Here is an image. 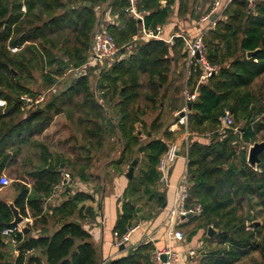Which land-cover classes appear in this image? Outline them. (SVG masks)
<instances>
[{
	"label": "trees",
	"instance_id": "1",
	"mask_svg": "<svg viewBox=\"0 0 264 264\" xmlns=\"http://www.w3.org/2000/svg\"><path fill=\"white\" fill-rule=\"evenodd\" d=\"M176 1H179V13L185 14L189 9L188 0H138L137 11L142 17H137L126 10L131 5L130 0H0V100H4L0 105V176L16 162L23 144L42 134L65 105H77L80 109L87 106L84 114L90 123L87 135L100 145L105 136L107 139L117 133L122 145L119 157L109 161L107 166L121 170L122 164L131 165L143 154L137 174L129 180L125 190L114 231L124 234L144 218L142 212H148L149 216L160 210L166 195L159 190L157 164L169 142L153 135L156 120L152 127L145 129L146 134L148 131L152 134L143 141L141 129L136 127L142 122V111L138 106H131L141 96L142 73L148 77L150 88L146 99L154 107L164 101L171 85L172 68L185 43L179 36L174 37L173 43L163 38L135 39L134 36L144 28L151 30L159 24H167ZM96 2L109 4L112 22L105 29L114 37L118 54L122 56L100 73L97 88L104 102L101 103L91 86L89 72L93 69H86L59 95L26 112L21 95H38L21 82L23 73L32 67L33 58L28 55L40 56L41 61L45 60L44 65L51 67V72L44 73L50 86L70 64L81 67L93 45ZM69 35L73 37V49L67 48L66 52L71 55L72 63L60 61L52 52L57 46L56 40L67 43ZM205 42L208 59L221 68L201 83H198L201 68L190 77L191 91L197 84L198 94L188 103V106L191 104L189 129L194 132L210 128L213 133L208 143L195 139L188 147V204L197 202L203 207L200 215L189 217L188 225L198 216L203 221L187 237L192 239L200 229L211 225L217 230L208 237L209 247L199 264H235L255 251L260 253L264 264V223L256 224L258 220H255L260 213L264 214V151L259 155L261 166H252L248 162V146L242 144H253L258 133L264 130V90L255 92L253 89L264 76V0H258L255 12L250 11L245 2L234 0L227 7L225 17L207 32ZM13 47L19 51L13 52ZM255 50L249 58L248 51ZM12 68L19 72L17 76ZM226 111L237 121L244 120V124L221 131ZM167 133L171 131L166 130ZM39 144L47 150L41 142ZM138 145L137 155L132 160L130 153ZM142 145L144 148L140 151ZM42 156L47 161L30 173L34 177L32 186L19 183L14 201L23 215H27L29 207L36 221H46L49 213L44 212V200L62 178L58 163L50 168V154ZM78 165L80 163L76 162L73 178L90 181L94 173L85 170L87 164L80 169ZM90 199L94 200L93 193L77 191L54 207L49 216L64 221L52 234L34 236L20 232L16 263L25 264L29 251L42 248L48 264H152L150 243H142L121 256L102 259L90 231L80 221L70 219L96 217L95 209L84 204ZM14 225L11 208L0 200V240L2 231ZM213 244L216 245L211 246ZM41 263L38 256L30 258V264Z\"/></svg>",
	"mask_w": 264,
	"mask_h": 264
},
{
	"label": "crops",
	"instance_id": "2",
	"mask_svg": "<svg viewBox=\"0 0 264 264\" xmlns=\"http://www.w3.org/2000/svg\"><path fill=\"white\" fill-rule=\"evenodd\" d=\"M208 1L209 3L204 9L201 16L195 15V9L193 7L194 2H192V5L189 3V9L187 10L185 14L179 13V1H176L175 5L173 6L174 13L171 15L168 23L165 25H161L163 26V37L162 38L166 40L170 36L177 34V33H185V34L194 35L198 31V29L203 25V22L201 19L209 10V5H210L211 0H208ZM111 17H114V16H111ZM113 19H115V17ZM142 34H143V29L139 32V34L134 36V38L135 39L139 37L142 38ZM173 42H174V39L171 43ZM184 62L186 63L185 44L182 47L181 54L177 58L176 63H174V67H176V69L180 68L181 66L185 64ZM186 70H188L186 74L187 75L186 86H187L190 83V76L188 73L194 72L196 71V69H188L187 64H186ZM189 70H192V71H189ZM172 71L174 72L173 69ZM91 77L93 76L90 75L91 86L96 96L100 99L102 103L104 102L103 99L100 98L102 92L98 90L97 85L94 84ZM170 77H171V82H172L173 78L171 75ZM99 79H100V75L96 79L97 84H98ZM147 80H148V77L146 76V74L142 73L140 75V81L142 83L140 98L143 97L146 99V95L150 91V88L147 84ZM201 82L203 81L198 80V83H201ZM195 86H196L195 90L197 91V84ZM170 90L173 93L171 96L173 98V101H168L169 102L168 107L170 109H174L173 112L174 114H176L177 112H179V110H181V108L183 107V104L186 103L185 94H183L184 96H182L181 98V94L177 93L178 92L177 85L174 87H169L168 96H166L163 102H159L157 104V108H155L149 100L146 99V101L145 100L140 101V98L136 102L133 103L134 106L133 105L131 106V107L138 106L139 109L142 111L140 112V117L142 118L141 119L142 122H138L136 124V127L138 129H141L140 130V133H142L141 138H143V136H146V140H147L148 137L152 134L151 131H148V134H146L147 131L145 130V128L148 129L152 127V125L155 123L154 121L156 120V118L150 121L149 116L152 115V113H154L155 109H158V110L163 109L165 105V100L168 99V97L170 96V93H171ZM181 102H182V105H181ZM68 107L71 113L69 114L70 119L72 118V120L75 121L76 125H78L81 128L79 131V135H76V136L74 135V144L72 148L75 150L76 153L73 152L74 155H72V157L66 158L67 160L62 159V158L55 160V156L54 154H52L49 146L46 143L41 142L44 145V147H46L45 149H47L46 151L42 149V154L44 153L50 154L51 156V158L49 159L50 168H53L54 165L58 163L59 164L58 169H61L62 175L65 172L66 166L71 168V165H72V169H74L76 162L80 163V165H78L79 169L81 168V166L83 167L84 164H87L85 170L88 172H94L95 166H97V164L102 163L101 164L103 166L102 169L104 173L108 174V177H110L111 181L109 180V182L106 184V181H108L106 180L105 184H102V187L98 190V192L93 193L94 200L90 199L84 202L86 206H92L95 209L96 214H97L96 217L91 218L88 216L87 218H77V217L70 218V219H75V220L80 221L84 225V227L90 231L92 235V241L95 244L98 252L101 254L102 259L104 260L108 258H114L117 256H121L125 254L129 249L135 248L142 243L143 244L150 243L152 245V250L150 251V255L154 249L163 248L166 246H171L172 249L179 251V252H187V250L190 248L199 249L200 239L197 237L199 236L200 234L199 231H201V229L192 239H188V237H186L185 241L171 242L168 237L169 231L171 228L176 227V228L182 229L184 227H187V225L189 224V217L188 218L182 217L180 219L178 218L174 221L173 225L171 224V221L168 218L169 212L171 208L173 207L174 201L176 199L177 190L180 184L182 183V180L185 174L188 172V157L186 156L185 150H186L187 145L189 147V142H188L189 135H186L184 141H181V139H178V141L182 143V150L184 149V151L183 152L181 151L182 153L180 154V156L178 157V159L172 166V169L170 171L169 184L165 185L159 180L160 182L159 190L161 192H165V195H166V201L164 205L161 207L160 210L153 211L152 215H149V216H147L148 212H142V216H144V218L136 222V225L138 224L139 227L131 233V239L129 243L126 244L124 248H121L120 246H117L115 243L114 227L118 220L120 205L122 203V200L124 199L125 190L129 184L130 178L127 177V172L129 170L126 172L127 169H124L122 167L123 164L120 166L121 170H117V171L113 168L112 165L110 166L106 165L109 161H111L112 159H117L119 156L115 157L112 155V157L108 158L107 160L102 158V156L106 152V147L108 146L109 143H111L110 140H112L113 142L115 141L116 147H118V153L120 154L122 145L121 143L118 142V134L117 133L111 134V136L108 137L107 139L105 136V140L102 142V144L100 145L97 144L95 142V139H92L87 135V129L90 125V123L87 122L86 117H84V114L86 115L85 110L87 109V106H84L81 109L77 105L68 106ZM82 115H83V120L80 121V116L82 117ZM222 125H223V119H222ZM180 126L187 127L185 123H181L179 120H177L176 122L171 123L169 131L173 133L174 132L177 133L180 130ZM188 132L189 131H187V133ZM195 139L203 143H208L210 141V137L209 138L204 137L203 135L198 136V137L196 136L194 137V140ZM146 140H143V141H146ZM91 146H93L92 150L90 149ZM113 151H115L113 152V154H115L117 150H113ZM42 154H41V164L38 168L43 166L45 162L47 161V158L45 159V157H43ZM90 157H92L91 160H89ZM142 158H143V154H141V159L139 161V164L135 168V175L137 174V169L140 166ZM61 160L62 162L60 163ZM103 160L104 161L106 160L105 163H103L104 162ZM51 165H53V167H51ZM38 168L34 169V171H36ZM128 168H130V165H128ZM4 171L2 172V174H5ZM32 178L34 182V177L32 176ZM23 183L27 184L29 187L32 186V185L30 186L29 183H26V182H23ZM74 184L76 185L75 188H73ZM84 184H85L84 181L76 177V178H73V181L71 182V184L65 188L67 189V191H69L68 193L65 191V189L61 190L59 188L54 187L53 192L44 200V205H43L44 212L46 214L49 213V215H51L52 209L54 207H57L58 205L62 204L64 201L69 199L77 191L90 192V190L88 191ZM17 193H18L17 188L14 189L13 187H10V184L5 187L0 186V200L4 201L8 205L10 202L15 201ZM27 212H28L27 215L22 214L25 219L21 223V226L23 228V232L25 231L26 233H31L34 236H38L41 234H52L55 230H57L62 225L64 221V220H60L59 218L50 217L49 215H47L46 221H43L42 219L36 221V217L32 216L31 210L29 207H27ZM12 215H13V212H12ZM37 217H40V216H37ZM13 220H14V215H13ZM9 243L13 244L10 241V238L8 236L2 235V239L0 240V257H2L0 259V264H17L16 258L19 255V251L17 250V246L15 244H13L14 250H12L9 246ZM35 256H38L39 258H41V262H42L41 264H48L46 261V255L44 254V251L42 248L29 251L26 254L25 264H30V258L35 257ZM150 261L152 264H154L151 256H150Z\"/></svg>",
	"mask_w": 264,
	"mask_h": 264
},
{
	"label": "rangeland",
	"instance_id": "3",
	"mask_svg": "<svg viewBox=\"0 0 264 264\" xmlns=\"http://www.w3.org/2000/svg\"><path fill=\"white\" fill-rule=\"evenodd\" d=\"M188 1L191 5H192V2H194L193 7L195 9V15L196 16H201L204 9L206 8V6L209 3L208 0H188ZM23 9L25 10L26 7L24 6ZM95 11L97 13V26L95 27V31L92 35V44L94 42L95 34L98 31L106 28V25H108L110 22H112V20L110 18L111 14H110L108 3L96 2L95 3ZM72 40H73V37L71 35H69V41L67 43L65 41H63L62 39L56 40L57 46L52 50V52L55 55H58L59 58H62V62L67 61L69 63H72V61H71L72 59L70 58L71 55L68 52H66L67 48L71 49V50L73 49ZM92 46L93 45H91V48L88 51V55L90 54V52L92 50ZM18 49L19 48H15V47L11 48V50L13 52L14 51L18 52L19 51ZM28 57L33 58L32 67L30 69H27L23 73V78L21 79V82L23 84H25L26 86L32 88L36 93H38V95L42 94L45 96V100L41 103V105L44 103L46 104L47 101L51 100L54 96L59 95L60 92L64 91L78 77V75H80L82 73L80 71H77V68L73 67L72 64H70V68H66V70L64 72L57 75L55 83L50 86L47 84V82L44 78V73L51 72L52 71L51 67L44 65L45 60L41 61L40 56H37V55L33 56L32 54H29ZM120 58H121V56H119L117 58V60H119ZM87 60H88V56H87L86 62H87ZM109 67H103L101 69H98L97 71L91 70L89 72V74L93 76V77H91V79L93 80L95 85H97L96 79L100 75V73L103 72L104 70L108 69ZM172 69L174 70V72L172 71L170 74L173 78L170 87H174L177 85V87H178L177 93H180L181 98H182V96H184L183 94H184L185 90L192 92L191 91L192 84L189 83V85L186 86V82H187V75L186 74L188 71V70H186V63L177 69H176V67L173 66ZM189 71H192V70H189ZM14 73H15V76H17L19 74V72L15 68H14ZM188 74L191 77L193 72L188 73ZM170 89H172V88H170ZM253 89L255 90V92L260 90V89L264 90V76L257 81V83L253 87ZM170 92H171L170 96L168 97V99L165 100V105H164L163 109L162 110L155 109L154 113H152V115L149 116L150 121L156 118V124L157 125H155V127L153 128V130L155 132L154 135H157L159 137H164L168 142L173 141V140H178V139H181V141H184L186 135H189V139H188L189 144L192 142V140H194V137H196V136L198 137V136L203 135L204 137L209 138V135H211V133L213 132L210 128H208L204 131L195 130L194 132H191L189 129V126H188V121L185 123V125L187 127H184V126L181 127L180 126V130L177 133L171 132V134H168V133L165 134L166 130L169 131L171 123L179 120L180 114H178V113L180 111H182L184 109V107L187 106L186 103H184L181 110H179V112L174 114V112H173L174 109H170L168 107V104H169L168 101H173V98L171 97L173 93L171 90H170ZM141 100L146 101V99L143 97L140 98V101ZM1 101H3V102H1ZM175 102H176V100H175ZM3 104H4V100L1 99L0 105H3ZM181 105H182V102H181ZM28 108L30 109L32 107H25V105L23 106V109H25L26 112H28L27 111ZM155 108H157V105ZM69 114H71L70 109L68 106L65 105L63 107V110L61 113L54 115V118H53L51 125L42 134L36 135L34 138H32V140L29 143L23 144V146L21 147V151H20L19 155L17 156L16 162L13 165L9 166L4 171V173L11 180L10 187H13L14 189H16L17 185L19 183H23V182L29 183L30 186L32 185L33 178H32L30 173H31V171H34V169L38 168L41 164V154H42L43 148L39 144L40 142L46 143L49 146L52 154H54V156H55V160L61 159V158L66 159V158L72 157V155H74V153H76L75 150L72 148L73 144H74V135L75 136L79 135V131L81 128L78 125H76L75 121L72 120V118L70 119ZM243 124H244V120L237 121L236 118L234 117V124H233L234 126H237V125L242 126ZM158 125H159V127H158ZM234 126H232V127H234ZM145 129H147V128H145ZM225 129H226V127H224L223 125L220 127L221 131L225 130ZM187 131H189V132L187 133ZM141 139L146 140V136H143V138H141ZM262 140H264V130L259 132L257 135V141H262ZM110 142L111 143H109L108 146L106 147L105 154L102 156V158L106 159V160L108 158L112 157V155L115 157L119 156L118 147H116L115 141L113 142L112 140H110ZM242 144L245 146H248V149L252 145L250 143H242ZM138 147H139V145L134 148V152L130 153V155H131L130 158L132 160L137 155L136 150H138ZM113 150H117L115 154H113V152H115ZM183 151H184V149L182 150V152ZM248 152H249V150H248ZM105 161L103 163H105ZM101 164L102 163L97 164V166H95L94 172H93L94 174L91 177L90 181L85 182V184H84L86 186L87 190L88 191L90 190V193L98 192V190L102 187V184H105L106 180H108V181H106V184L109 182V180L111 181L110 177H108V174L104 173V171L102 169L103 166ZM122 167L124 169H127L126 170V172H127L129 170L128 162L124 163L122 165ZM77 168H78V166H77ZM65 172H69L70 174H73L74 172L72 169V165H71V168L66 166ZM95 174H96V176H95ZM100 174H101V176H100ZM76 180H78V179H76ZM75 186L76 185L74 184L73 188H75ZM257 211H258V209L256 210V212ZM255 220H258V221L264 223V214L260 213L257 216V219H255ZM202 221H203L202 218L198 216V218L194 219L190 225H187V227H184L181 230L184 232L185 236L187 237L189 232L195 226L201 224ZM199 232H200V234L197 238L200 239L199 240L200 241L199 242L200 248L197 250V254L195 255V257H193V259H190L187 252H181L180 253V259L182 260V264H199L200 261L202 260L204 251L208 249V247H209L208 246L209 245L208 228L204 227ZM199 243H197V244H199ZM215 245L216 244H213L211 246H215ZM151 258H152V256H151ZM235 264H262V258H261L260 253L255 251L252 254L248 255L247 257L243 258L242 260H240L239 262H237Z\"/></svg>",
	"mask_w": 264,
	"mask_h": 264
},
{
	"label": "built area",
	"instance_id": "4",
	"mask_svg": "<svg viewBox=\"0 0 264 264\" xmlns=\"http://www.w3.org/2000/svg\"><path fill=\"white\" fill-rule=\"evenodd\" d=\"M137 1L138 0H130V6L127 7V11L133 13L137 17H142L137 11ZM234 0H211L209 5V10L202 17L203 25L198 29V31L194 34H185V33H177L170 36L166 41H173L175 36L182 37L185 43L186 48V64L188 69H197L201 68L202 72L200 75V80H207L212 74L218 72L221 68L220 64H213L208 59L207 53V45L205 42V36L207 32L214 28L217 24V21L223 17H225V12L227 7ZM258 0H245L247 7L250 11L255 12L257 7ZM212 16L214 18L212 19ZM162 38L163 37V26L158 25L155 29L147 30L143 29L142 38ZM119 47L116 44V41L112 34L106 30L105 28L98 31L95 34L94 42L92 46V50L88 55L87 62L81 67L77 68V71L82 72L83 70L93 69L98 70L103 67L111 66L119 57ZM186 98V107L182 111H184V115L181 116L180 111L178 114L179 121L181 123H186L188 121V102L193 101L197 98L198 92L192 91L189 92L185 90L184 92ZM21 100L23 101L25 107H33L45 100V96L40 94L37 96H32L30 94H22ZM3 102V101H1ZM234 124V117L230 111H226L223 117V126L224 127H232ZM235 129H238L235 127ZM212 134V133H211ZM182 151V143L178 140H173L168 143L166 151L159 158L157 168L160 174V182L168 185L170 182V171L172 169L173 164L176 162L178 157L180 156ZM186 156L188 154V145L186 146ZM73 181V177L69 172H64L61 180L55 185V188H59L61 190L68 187ZM11 183L10 178L6 174H1L0 176V186L5 187ZM189 178L186 173L182 183L180 184L176 199L174 201V205L169 212L168 218L173 225L176 219H180L182 217H191L193 215H200L203 211V207L201 203L188 204L189 198ZM139 225H134L129 228L128 231L124 234H119V232H114L115 243L117 246L126 245L129 243L131 239V233L137 229ZM248 228H251L248 226ZM23 232V228L21 224H15L12 227L5 228L2 233L10 238V241L13 244H17V235ZM169 240L171 242L174 241H185L186 236L184 232L179 228H171L169 231ZM197 248H190L187 250L190 259H193L197 254ZM179 251H176L171 248V246H166L163 248L154 249L151 256L154 264H182V260L180 259ZM166 255V257H164ZM105 264V262H102Z\"/></svg>",
	"mask_w": 264,
	"mask_h": 264
},
{
	"label": "water",
	"instance_id": "5",
	"mask_svg": "<svg viewBox=\"0 0 264 264\" xmlns=\"http://www.w3.org/2000/svg\"><path fill=\"white\" fill-rule=\"evenodd\" d=\"M242 2H245V0H241ZM91 2H88V5H90ZM214 18V16H212V19ZM125 48H122V51H124ZM256 53L255 51H248L247 56L250 58L252 57L254 54ZM60 61H62V58L59 59ZM14 69V68H12ZM16 73V72H15ZM17 74V73H16ZM189 106L191 107V104H189ZM181 116H183L185 113L184 111H182ZM144 148V146L142 145L139 149L140 151H142ZM264 151V140L262 141H255L251 147L249 148V152H248V161L251 165L255 166H261V159H260V153ZM141 157L140 155H138L131 163L129 171L127 172V177L130 179L134 178L135 175V168L138 166L139 161H140ZM51 167H53V165H51ZM11 210L13 212L14 215V220L13 223L14 224H21L24 221V216L22 215L20 209L15 205V203L12 201L9 203ZM260 221H256V224H259ZM217 233L216 229L213 226H210L208 228V235L209 236H213ZM9 246L12 250H14V245L9 243ZM125 245H121V248H124ZM164 257H166V255H164Z\"/></svg>",
	"mask_w": 264,
	"mask_h": 264
}]
</instances>
